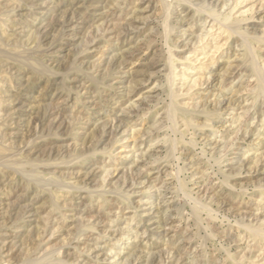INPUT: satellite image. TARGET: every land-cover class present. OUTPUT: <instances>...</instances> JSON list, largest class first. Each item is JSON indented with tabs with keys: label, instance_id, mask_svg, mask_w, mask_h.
I'll list each match as a JSON object with an SVG mask.
<instances>
[{
	"label": "rangeland",
	"instance_id": "1",
	"mask_svg": "<svg viewBox=\"0 0 264 264\" xmlns=\"http://www.w3.org/2000/svg\"><path fill=\"white\" fill-rule=\"evenodd\" d=\"M259 36L264 0H0V264H264Z\"/></svg>",
	"mask_w": 264,
	"mask_h": 264
},
{
	"label": "bare ground",
	"instance_id": "2",
	"mask_svg": "<svg viewBox=\"0 0 264 264\" xmlns=\"http://www.w3.org/2000/svg\"><path fill=\"white\" fill-rule=\"evenodd\" d=\"M166 1H167V0H165V2H166ZM184 1H185V0H182V2H184ZM207 1H208V0H207ZM209 1H210V0H209ZM188 2H189V1H188ZM188 2H187V3H188ZM218 2H219V1H218ZM210 3H211V2H210ZM222 3H223V2H222ZM163 4H164V3H163ZM168 4H169V3H168ZM189 4H190V3H189ZM224 4H225V3H224ZM164 5H165V4H164ZM221 5H222V4H221ZM165 6L169 7L167 4H166ZM205 6H206V4H205ZM167 7H166V8H167ZM230 7H231V6H230ZM166 8H164V9H166ZM201 8H202V7H201ZM224 8H225V7H224ZM218 10H219V9H218ZM202 11H204V9H203ZM232 11H233V10H232ZM165 12H167V11H165ZM195 12H196V11H195ZM207 14H208V13H207ZM217 15H218V14H217ZM96 17H97V16H96ZM179 17H180V16H179ZM230 18H231V16H230V14H229L228 16H225V17H224V20H230ZM166 19H167V18H166ZM214 19H215V18H214ZM216 19H217V18H216ZM100 20H101V19H100ZM105 20H106V19H105ZM136 20H137V18H136ZM217 20H218V19H217ZM177 21H178V20H177ZM218 21H219V20H218ZM68 22H69V21H68ZM102 22H103V21H102ZM102 22H101V23H102ZM182 22H184V20H182ZM219 22H220V21H219ZM222 23H223V21L220 22V24H222ZM234 23H235V22H234ZM67 24H68V23H67ZM224 24H225V23H224ZM224 24H222V25H224ZM226 24H227V23H226ZM73 25H74V24H73ZM235 25H236V24H235ZM235 25H234V27L236 28ZM69 26H70V25H69ZM69 26H68V27H69ZM224 26H225V25H224ZM168 27H169V26H168ZM227 27H228V25H227ZM230 27H233V26H230ZM171 29H172V28H171ZM227 29H229V27H228ZM231 29H233V28H230V31H231ZM247 29H248V28H247ZM225 30H226V29H225ZM233 30H234V29H233ZM233 30H232V31H233ZM170 31H171V30H170ZM172 31H173V30H172ZM165 32H166V31H165ZM165 32H164V33H165ZM227 32H229V31H227ZM234 32L237 33L238 31H233V33H234ZM241 32H242V31H241ZM241 32H240V33H241ZM244 33H245V32H244ZM237 34H238V33H237ZM242 34H243V33H242ZM164 35H165V34H164ZM168 35H169V34H168ZM181 35H182V34H181ZM183 36H184V35H183ZM239 36H241V35H239ZM246 37H247V36H246ZM255 37L258 38L257 36H255ZM259 37H260V36H259ZM181 38H182V37H181ZM240 38H241V37H240ZM260 38L262 39L263 37H260ZM244 39H245V36H244ZM258 39H259V38H258ZM241 40H242V44H243L244 41H243V39H241ZM262 40H264V39H262ZM240 42H241V41H240ZM248 42H249V41H248ZM185 44H186V43H185ZM245 44H246V43H245ZM245 44H244V45H245ZM237 45H238V44H237ZM246 45H248V43H247ZM249 46H251V45L249 44ZM249 46H247V47H249ZM245 47H246V46H245ZM252 47H253V46H251V49H250V50H252ZM126 49H127V48H126ZM169 49H170V48H169ZM128 50H129V49H128ZM236 50H237V49H236ZM125 51H126V50H125ZM244 51H246V49H245ZM123 52H124V51H123ZM126 52H127V51H126ZM247 52H248V50H247ZM251 52H252V51H251ZM121 53H122V52H121ZM244 53H245V52H244ZM248 53H250V52H248ZM248 53H247V54H248ZM113 54H114V53H113ZM247 54H246V56H248ZM169 55H170V54H169ZM172 55H173V54H172ZM172 55H171V57H172ZM250 55H252V53H251ZM253 55H254V54H253ZM114 56H115V55H114ZM237 56H239V55H237ZM111 57H112V56H111ZM111 57H110V58H111ZM238 58H239V57H238ZM238 58H237V59H238ZM116 59H117V58H116ZM121 59H122V58H121ZM167 59H169V58H167ZM170 59H171V58H170ZM170 59H169V62H170ZM243 59H244V58H243ZM240 60H241V59H240ZM240 60H238V61H240ZM245 60H246V62H247V61L249 62V59L247 60V58H246ZM250 60H251V58H250ZM171 61H172V60H171ZM252 61H254V62L257 63V59H256V61H255V59H253ZM252 61H251V62H252ZM121 62H122V60H121ZM242 62H244V61H242ZM122 63H123V62H122ZM124 63H125V61H124ZM172 63H173V62H172ZM167 64H168V63H167ZM169 64H170V66H172L171 63H169ZM255 65H257V66L260 67V65H258V64H255ZM261 65H262V64H261ZM168 66H169V65H168ZM175 68H176V67H175ZM261 68H263V67H260L259 69H261ZM167 69H168V68H167ZM168 70H169V69H168ZM261 70L264 71V69H261ZM171 71H172V70H171ZM174 71H175V70H174ZM255 71H256V70H255ZM259 71H260V70H259ZM169 73H172V72L169 71ZM169 73H168V74H169ZM255 73H256V72H255ZM257 73H258V72H257ZM168 74H167V76H169V77H170V76H174V75H168ZM129 75H130V74H129ZM258 75H259V73H258ZM260 75H261V74H260ZM260 75H259L258 77H260ZM262 75H264V73H263ZM175 76H176V75H175ZM175 76H174V77H175ZM219 77H220V76H219ZM221 77H222V76H221ZM263 77H264V76H263ZM263 77H262V78H263ZM170 78H171V77H170ZM168 79H169V78H168ZM222 80H223V79H222ZM260 80H261V79H260ZM262 80H264V79H262ZM167 81H168V80H167ZM170 81H172V80L170 79ZM170 81H168V82H170ZM222 82H223V81H222ZM224 83H225V82H224ZM262 83H263V82H262ZM222 84H223V83H222ZM263 84H264V83H263ZM170 85H172V84H170ZM167 86H168V84H167ZM225 86H226V85H225ZM260 86H261V85H260ZM170 87H171V86H170ZM170 87H169V88H170ZM260 89L262 90V88H259V90H260ZM128 90H130V88H129ZM169 90H170V89H169ZM256 92H257V91H256ZM259 92H260V91H259ZM262 92H263V90H262ZM262 94H263V93H262ZM256 95H257V94H256ZM263 95H264V94H263ZM261 99H262V98H261ZM231 101H232V100H231ZM171 102H172V101H171ZM220 103H221V102H220ZM169 105H170V104H169ZM171 105H172V104H171ZM137 106H138V105H137ZM174 107H176V106H174ZM168 109L170 110V108H168ZM175 110H176V109H175ZM173 111H174V110H173ZM120 113H121V112H120ZM172 113H173V112H172ZM175 113H176V112H175ZM167 114H168V113H167ZM118 115H119V114H118ZM174 117H175V116H173V118H174ZM170 118H171V117H170ZM113 119H114V118H113ZM117 119H118V118H117ZM119 120H120V119H119ZM114 121H115V120H114ZM119 122H120V121H119ZM113 124H114V123H113ZM113 124H112V125H113ZM118 125H119V124H118ZM123 125H124V124H123ZM104 126H105V125H104ZM114 129H115V128H114ZM115 130H116V129H115ZM125 133H126V132H125ZM245 133H246V132H245ZM246 137H247V136H246ZM234 144H235V143H234ZM232 148H233V147H232ZM123 150H124V149H122V151H123ZM124 151H125V150H124ZM246 158H247V157H246ZM246 158H245V160H246ZM133 160H134V159H133ZM139 161H140V160H139ZM239 161H242V159H241V160L239 159ZM250 162H251V161H250ZM132 163H133V162H132ZM156 163H158V162H156ZM239 163H240V162H239ZM241 163H242V162H241ZM242 165H243V164H242ZM240 166H241V165H240ZM160 168H161V167H160ZM140 169H141V167H140ZM141 170H142V169H141ZM142 172H143V171H142ZM87 173H89V172H87ZM139 173H140V172H139ZM87 175H88V174H87ZM139 175H140V174H139ZM87 177H88V176H87ZM145 179H146V177H145ZM148 179H149V178H148ZM133 183H134V182H133ZM133 183H132V184H133ZM136 183H137V182H136ZM143 183H144V181H143ZM133 185H134V184H133ZM141 185H142V184H141ZM77 186H78V185H77ZM81 187H82V186H81ZM84 187H85V186H84ZM92 191H94V190H92ZM87 193H88V192H87ZM166 199H167V198H166ZM166 199H165V200H166ZM170 201H171V200H170ZM172 202H173V201H172ZM79 203H80V202H79ZM24 211H25V210H24ZM20 213H21V212H20ZM20 213H19V214H20ZM29 215H30V214H29ZM21 216H23V215H21ZM19 218H21V217L19 216ZM15 219H17V218H15ZM21 220H22V219H21ZM15 221H16V220H15ZM150 222H151V221H150ZM9 227H10V226H9ZM80 232H81V231H80ZM1 234H2V233H1ZM84 235H85V234H84ZM73 240H74V239H73ZM75 243H76V242H75ZM69 245H70V244H69ZM88 252H89V251H88ZM107 255H108V254H107ZM114 255H115V254H114ZM120 255H121V254H120ZM95 257H96V256H95ZM94 259H95V258H94ZM63 260H64V258H63ZM84 260H85V259H84ZM64 262H65V264H66V261H64ZM78 264H79V263H78ZM84 264H85V263H84Z\"/></svg>",
	"mask_w": 264,
	"mask_h": 264
}]
</instances>
